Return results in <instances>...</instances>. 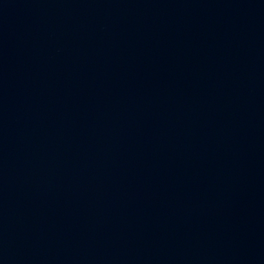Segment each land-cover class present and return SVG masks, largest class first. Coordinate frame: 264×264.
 <instances>
[{
	"label": "water",
	"instance_id": "obj_1",
	"mask_svg": "<svg viewBox=\"0 0 264 264\" xmlns=\"http://www.w3.org/2000/svg\"><path fill=\"white\" fill-rule=\"evenodd\" d=\"M0 264H264V0H0Z\"/></svg>",
	"mask_w": 264,
	"mask_h": 264
}]
</instances>
